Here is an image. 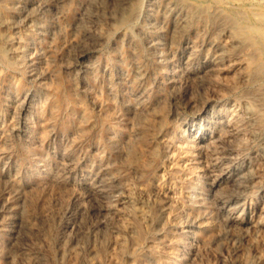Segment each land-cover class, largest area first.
I'll return each instance as SVG.
<instances>
[{
	"label": "rangeland",
	"instance_id": "obj_1",
	"mask_svg": "<svg viewBox=\"0 0 264 264\" xmlns=\"http://www.w3.org/2000/svg\"><path fill=\"white\" fill-rule=\"evenodd\" d=\"M239 1L0 0V264H264V0Z\"/></svg>",
	"mask_w": 264,
	"mask_h": 264
},
{
	"label": "bare ground",
	"instance_id": "obj_2",
	"mask_svg": "<svg viewBox=\"0 0 264 264\" xmlns=\"http://www.w3.org/2000/svg\"><path fill=\"white\" fill-rule=\"evenodd\" d=\"M132 1V0H131ZM229 1V0H228ZM232 1V0H231ZM235 1V0H234ZM239 1V0H238ZM215 2V1H214ZM240 2V1H239ZM245 2V1H244ZM230 3V2H229ZM125 4V3H124ZM132 4V5H131ZM254 4V3H253ZM135 5L131 2L130 3V13L129 12H127V14H124L125 12H124V10L122 11V20L123 21H125V22H128V20L130 19V17L132 16V14H133V12L135 11V8H136V6L134 7ZM253 7V6H252ZM126 8H128V6L126 7ZM250 8V7H249ZM242 9V8H241ZM244 9H245V7H244ZM252 9V8H251ZM252 11V10H251ZM255 11V10H254ZM245 12V11H244ZM247 13V12H246ZM256 13V12H255ZM261 14V13H260ZM264 15V14H263ZM252 16V15H251ZM255 16V15H254ZM257 17H258V14H257ZM261 17H263L262 15H261ZM254 18V17H253ZM256 18V17H255ZM258 19V18H257ZM251 20V19H250ZM254 20V19H253ZM255 21V20H254ZM251 25V24H250ZM249 27V26H248ZM236 28V29H235ZM234 29H232V34L235 36V35H240L241 33H242V29H238L237 27H235ZM244 30V29H243ZM246 31V30H245ZM248 31H249V29H248ZM250 31H251V33L253 32L254 33V35H256V36H258V37H260L261 38V36L262 35H264L263 34V31H262V28H261V26H259V24H258V22H257V24H254L253 22H252V25H251V27H250ZM244 32V31H243ZM184 35H185V32H184ZM48 127V126H47ZM223 134V137L226 139V138H228L229 139V137L227 136V135H225V133H222ZM239 137H241V136H239ZM219 138V137H218ZM250 138V137H249ZM227 140V139H226ZM230 140V139H229ZM244 140V139H243ZM217 142V141H216ZM231 145H233V144H231ZM203 146H205V148H207V147H209V144H208V142H204V144H203ZM213 147V146H212ZM220 147V146H219ZM200 148H201V146H200ZM204 148V149H205ZM217 148V147H216ZM202 149V148H201ZM208 149H210V148H208ZM219 149V148H218ZM222 153V152H221ZM204 154V153H203ZM205 155H206V153H205ZM215 155V154H214ZM227 155V154H226ZM258 157H260V156H258ZM210 170V169H209ZM208 170V171H209ZM211 171V170H210ZM239 175V174H238ZM216 182V181H215ZM96 194V193H95Z\"/></svg>",
	"mask_w": 264,
	"mask_h": 264
}]
</instances>
